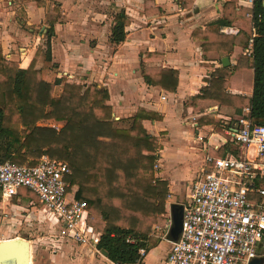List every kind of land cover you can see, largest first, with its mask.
<instances>
[{"label": "crops", "instance_id": "crops-1", "mask_svg": "<svg viewBox=\"0 0 264 264\" xmlns=\"http://www.w3.org/2000/svg\"><path fill=\"white\" fill-rule=\"evenodd\" d=\"M146 1L0 0V52L4 59L17 63L23 70L36 57L35 69L48 83L65 77L79 85L94 83L106 88L107 104L116 127L128 128L138 109L161 117L157 121L144 120L142 125L161 145L155 167V170L159 167V172L155 176L166 181L169 188L162 224L174 203L173 191L188 182L189 193L191 185L203 175L207 157L237 154L235 146L229 142V133L235 129L238 118L248 117L249 107L242 106L245 102L239 98L252 96L253 69L248 59L237 66L241 57L251 53L248 48L235 46L228 55L211 52L205 58L192 37L195 30H204L223 16L227 0H192V5L185 8H181L177 0H153L161 12L148 17L141 14ZM238 8L248 9L236 0L235 9ZM122 10L129 19L126 38L122 44L112 46L108 40L112 18ZM240 25L241 22L235 20L221 32L236 35ZM49 34L50 60H46ZM223 58H227V65H223ZM141 68L175 71L178 74L176 90L169 92L146 84ZM217 73L225 77V88L222 83L220 95L202 99L203 89L209 87ZM226 73L230 76L226 77ZM59 90L57 86L56 91ZM162 96L166 99L161 100ZM39 125L62 126L52 121ZM249 154L259 167L264 166V158H256L252 150ZM181 164L187 166V171L174 177ZM263 187L264 182L257 181L249 200H262L258 189ZM20 197L21 194L11 199L0 196L3 201L0 209L7 213L1 221L8 219L9 211L28 210L18 205ZM29 208L47 222L41 204L38 206L32 201ZM49 221L53 225L51 218ZM53 236L55 239L47 241L40 249H35L23 235L3 236L0 241L27 239L30 264L112 263L99 248L100 255ZM169 248L168 242L159 240L138 264H163Z\"/></svg>", "mask_w": 264, "mask_h": 264}, {"label": "trees", "instance_id": "trees-1", "mask_svg": "<svg viewBox=\"0 0 264 264\" xmlns=\"http://www.w3.org/2000/svg\"><path fill=\"white\" fill-rule=\"evenodd\" d=\"M177 1L181 8L192 5V0ZM263 2L254 0L251 10H236V0H227L219 20L192 33L205 58L211 52L228 55L235 46L247 49L254 34L251 53L237 64L248 59L253 69L252 96L239 100L249 107L248 118L254 125H264ZM160 12L153 0H147L141 14L148 17ZM112 19L108 40L118 46L125 41L129 19L123 10ZM235 20L241 22L236 35L221 32ZM50 35L46 60H50ZM35 64L36 57L26 69H20L0 52V163L33 166L42 156L67 163V192L75 200L86 202L91 217L88 223L101 233L98 248L112 263H140L143 257L139 250L146 253L159 242L152 229L162 222L169 194L167 182L155 176L159 139L142 125L144 120L161 117L138 109L128 128L116 127L106 88L94 83L79 85L65 77L48 83ZM141 77L146 84L169 92L175 91L178 83L175 71L162 68H141ZM224 78L215 74L209 87L203 89L202 99L220 95ZM47 121L62 126L39 125ZM34 201L40 205L38 199Z\"/></svg>", "mask_w": 264, "mask_h": 264}, {"label": "built area", "instance_id": "built-area-1", "mask_svg": "<svg viewBox=\"0 0 264 264\" xmlns=\"http://www.w3.org/2000/svg\"><path fill=\"white\" fill-rule=\"evenodd\" d=\"M237 1L249 10L254 6V0ZM253 36L249 39L250 51ZM235 126L229 142L237 154L206 158L203 175L180 204L182 220L177 240L168 238L170 214L153 227V236L170 244L163 264H249L255 258H264V187L258 189L262 200H249L256 182H264V166L259 167L249 157L252 150L256 158H264V125L251 124L246 116L238 118ZM68 173L67 163L47 156L33 166L5 161L0 163V196L11 199L22 188L28 189L53 221L56 239L100 255L101 233L88 223L91 217L86 202L75 200L67 192ZM139 254L143 257L145 251L140 249Z\"/></svg>", "mask_w": 264, "mask_h": 264}, {"label": "rangeland", "instance_id": "rangeland-1", "mask_svg": "<svg viewBox=\"0 0 264 264\" xmlns=\"http://www.w3.org/2000/svg\"><path fill=\"white\" fill-rule=\"evenodd\" d=\"M155 164L158 166V163ZM158 168L155 170L157 171L156 173L159 172ZM186 171L187 166H183L181 164V166H178V169L175 171L174 177L182 175ZM186 184H182V186L180 185L179 188H176V190L173 191V197L171 198V200L174 202L173 204L180 205L184 201L186 195L188 194V185ZM20 191L22 197H20V201L17 203L22 208H28V210H19V212L9 211L8 219L1 221V218L6 216L7 213H4L3 209H0V237H13L17 235H23L27 239H29L35 249H40L41 246L44 245L47 241L51 242L53 239H55V236L53 235H57L56 228L51 225L50 221L48 222V215L46 216V222L42 217H38V213L35 210L29 208V204L32 201L34 202L35 196L29 193L30 191L26 188H22ZM67 197L70 198L69 193H67ZM166 200H168V198ZM2 202L3 201L0 199V204Z\"/></svg>", "mask_w": 264, "mask_h": 264}, {"label": "water", "instance_id": "water-1", "mask_svg": "<svg viewBox=\"0 0 264 264\" xmlns=\"http://www.w3.org/2000/svg\"><path fill=\"white\" fill-rule=\"evenodd\" d=\"M222 63L227 65V58H223ZM170 214L172 225L168 238L170 241H176L181 229L182 206L173 204L170 207ZM102 253L107 257L104 251ZM263 262V257H259L251 260L249 264H263ZM0 264H30V245L27 239L16 238L0 241Z\"/></svg>", "mask_w": 264, "mask_h": 264}]
</instances>
